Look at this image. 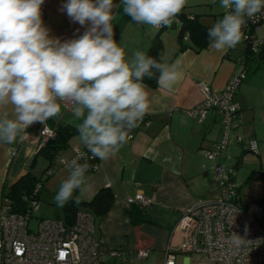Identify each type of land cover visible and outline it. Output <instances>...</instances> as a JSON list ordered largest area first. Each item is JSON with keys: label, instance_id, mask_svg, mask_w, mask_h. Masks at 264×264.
<instances>
[{"label": "crops", "instance_id": "crops-1", "mask_svg": "<svg viewBox=\"0 0 264 264\" xmlns=\"http://www.w3.org/2000/svg\"><path fill=\"white\" fill-rule=\"evenodd\" d=\"M66 2L45 0L41 6L42 20L50 30V36L61 41L78 38L87 27L73 23L67 13L61 11ZM214 2L187 0L181 12L190 17L200 15L199 20L204 23L209 15L205 9L210 12ZM114 4L120 5L113 10L114 39L125 49L126 59L130 60L136 50L147 51L152 37L160 32L162 62L181 59L184 75L172 90L144 83L150 100V108L143 117L145 121L132 129L131 139L117 154L106 160L97 158L96 170L87 173V190L75 192L73 196H79L78 203L81 204L92 201L104 187L112 194L104 215L91 213L101 264H138L149 259L164 264L166 249L174 251L178 247L175 227L183 212L198 203L220 197V187L213 173L215 165L234 170L243 205L249 203L242 201V184L249 183L247 178L251 171L264 173V69L260 67L261 63L264 64V57L251 53L242 41L225 51H216L208 44L200 51L186 48L175 55L179 47L178 22L174 29L171 28L173 23L163 29L137 24L123 14L121 0H114ZM253 64L255 68L251 72ZM239 73L242 81L235 93L239 109L233 120L230 142L216 160H208L201 150L211 148L222 138L224 125L221 117L215 109H210L199 122L188 111L202 100L201 83L218 91L232 75ZM61 109L60 116L28 128L23 142L0 144V197L3 186L13 184L28 170L29 160L41 146L40 130L43 127L55 130L60 125H70L77 128L82 122L63 104ZM249 139L257 141V154L248 149ZM74 148H86L79 133L60 152L63 154L61 159L72 158ZM59 173L58 188L68 174L66 169ZM137 193L148 198L150 204L145 207L131 201ZM79 209L90 212L85 206ZM59 210L53 218L61 217L62 207ZM37 218L48 217L38 215ZM140 249L148 251L144 259L136 255ZM111 250H117L119 255H109ZM184 257L188 264V258Z\"/></svg>", "mask_w": 264, "mask_h": 264}, {"label": "clouds", "instance_id": "clouds-1", "mask_svg": "<svg viewBox=\"0 0 264 264\" xmlns=\"http://www.w3.org/2000/svg\"><path fill=\"white\" fill-rule=\"evenodd\" d=\"M44 2L0 0V144L23 142L28 128L60 116L61 105L70 102L74 116L82 119L77 126L81 143L92 157L106 160L128 143L150 108L144 78L159 73V87L172 90L183 79L182 61L159 62L142 50L126 59L114 39L113 10L120 7L114 0H67L61 11L87 27L65 41L50 36L44 25ZM186 4L121 0L123 14L153 28L172 24ZM220 7L222 19L208 29V38L211 48L225 51L241 42L243 27L264 10V0H220ZM62 163L68 174L53 197L57 207L72 200L74 192H85L89 179L84 153Z\"/></svg>", "mask_w": 264, "mask_h": 264}, {"label": "built area", "instance_id": "built-area-1", "mask_svg": "<svg viewBox=\"0 0 264 264\" xmlns=\"http://www.w3.org/2000/svg\"><path fill=\"white\" fill-rule=\"evenodd\" d=\"M161 28V27H160ZM264 28V10L254 19H248L242 31V40L253 54H264V36L257 35ZM242 81V74L232 75L224 88L211 90L200 84L202 100L188 111L200 122L208 110L215 109L224 125L222 138L209 149H202L208 160H216L230 142L233 120L238 111L235 93ZM71 110V103L63 104ZM140 123V122H139ZM41 145L53 138L54 131L47 127L40 130ZM132 137V135H130ZM240 141L239 138H237ZM248 149L258 153L257 141L248 140ZM84 149L74 148L75 158ZM70 158V159H72ZM69 159V160H70ZM62 158L59 164L64 167ZM81 159L79 162L83 161ZM98 163H93L96 170ZM213 173L220 187V197L204 201L183 212L175 231L178 233V247L167 248L164 264H176V256L183 254L188 264H264V206L258 202L243 205L232 168L215 165ZM41 184H37L30 195L23 197V212H13L9 200L2 197L0 205V264H101L97 254V239L94 237L93 215L87 210H78L71 225L58 218H39L36 229L29 227L31 218H36L39 200L36 197ZM131 201L148 206L150 200L137 193ZM109 255L118 256L117 250ZM139 259L148 255L147 250H138ZM204 259L197 261L194 256Z\"/></svg>", "mask_w": 264, "mask_h": 264}, {"label": "trees", "instance_id": "trees-1", "mask_svg": "<svg viewBox=\"0 0 264 264\" xmlns=\"http://www.w3.org/2000/svg\"><path fill=\"white\" fill-rule=\"evenodd\" d=\"M217 1V0H215ZM224 12V10H223ZM223 12L221 13V19L223 16ZM200 15H194L192 17L188 16L187 14L181 12L178 14V16L175 18V20L179 24L178 32H177V40L179 43V47L176 50V53H179L183 51L186 48L194 49L195 51H200L207 47L209 44V38H208V29L214 25L213 24H204L200 20ZM168 27V26H162L161 29ZM258 35V34H257ZM242 42L246 43L245 41L241 40ZM247 44V43H246ZM249 49V48H248ZM163 52V45L162 40L160 37V32H157L155 36L152 37L149 47L146 51V53L157 59V61H161V56ZM261 57H264V54H256ZM171 60L168 61L170 63ZM159 73H156V75L149 79L147 77L144 78L143 83H146L152 87H155L157 85V77ZM145 121V118H143L138 126L142 124ZM54 131L53 138L47 140L45 143H43L36 154L29 160L28 163V170L24 175H22L16 182L9 186H3L1 197H5L9 200L11 204V210L13 212L21 213L25 209V201L23 197L25 195H30L35 186L37 184H41L42 187V175L37 176L30 167H33L35 162L38 161V159L42 160L44 163H48L47 166L42 170V173H46L47 175H51L50 167L55 166L53 165V158L54 156L61 152L62 150L66 149L68 146L69 140L78 133L77 128L70 126V125H60L58 126ZM133 131L131 130L130 135ZM88 152L89 155L92 156V154L87 150V148H83ZM85 162V160L81 161L80 163ZM87 162L90 165V168L88 172H93L92 166L93 163L97 162V158L92 157L91 159L88 158ZM60 167H62L59 164ZM58 167H56L57 169ZM87 172V173H88ZM264 178V173L261 171L253 170L250 172L247 181L250 182L255 179H261ZM40 187V189H41ZM39 189V191H40ZM39 191L36 194V197L39 200ZM75 193V192H74ZM112 200V194L110 193V190L106 187L102 188L98 191V193L95 195V197L90 201L89 203H78L75 201V197L73 196L72 200H69L63 207H62V215L58 219L62 220L64 223L71 225L74 221L75 214L79 208L82 206L87 207L90 210V213L101 216L106 213L108 210V207Z\"/></svg>", "mask_w": 264, "mask_h": 264}, {"label": "rangeland", "instance_id": "rangeland-1", "mask_svg": "<svg viewBox=\"0 0 264 264\" xmlns=\"http://www.w3.org/2000/svg\"><path fill=\"white\" fill-rule=\"evenodd\" d=\"M211 10L208 12L206 9V13L209 14L208 19L204 21V23H212L214 20L217 21L221 19V13L223 12V9L220 7V0H217L210 6ZM257 34L259 36H264V28H261L258 30ZM261 70L264 69V64L261 63L260 65ZM255 64L251 67V72L254 70ZM253 74V73H252ZM63 154L60 152L57 153L53 158V165L54 167H50V171L52 172L51 175H47L46 173H42V170L45 168V166L48 165V163H44L42 160L38 159L37 162H35L33 167H30V169L37 175H42V188H41V198L39 199V210L36 212V215H40L41 217H48L53 218L55 216V213H59L60 207H57L56 204L53 202V197L58 190V178L59 172L64 171L65 169L63 167L59 166V162ZM29 167V166H28ZM56 167H58L56 169ZM241 198L243 203H253L258 202L264 206V178L261 179H255L250 181L249 183H243L241 187ZM2 197H0V205L2 204ZM56 210V211H55ZM39 218H31L29 227L32 229H36L37 222ZM185 255L178 254L176 256V264H186ZM196 260L199 262L202 259H204L203 256L196 255L194 256ZM138 264H157V261L155 259H149V261L146 262H138Z\"/></svg>", "mask_w": 264, "mask_h": 264}, {"label": "water", "instance_id": "water-1", "mask_svg": "<svg viewBox=\"0 0 264 264\" xmlns=\"http://www.w3.org/2000/svg\"><path fill=\"white\" fill-rule=\"evenodd\" d=\"M176 24H177V21H176V20H174V21H173V25H171V28H173V29H174ZM177 26L179 27V24H177Z\"/></svg>", "mask_w": 264, "mask_h": 264}]
</instances>
